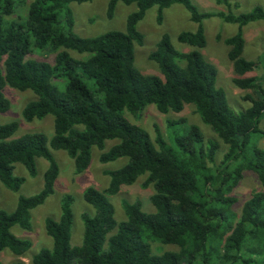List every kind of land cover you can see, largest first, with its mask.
<instances>
[{
	"label": "trees",
	"instance_id": "16d2710c",
	"mask_svg": "<svg viewBox=\"0 0 264 264\" xmlns=\"http://www.w3.org/2000/svg\"><path fill=\"white\" fill-rule=\"evenodd\" d=\"M86 1L31 0L21 21L20 15L9 19L16 11V0H0V112L9 108L3 94L5 84L29 89L36 99L26 103L23 118L30 121L51 114L54 127L50 139L42 132L13 138L17 122L0 124V183L17 190L23 178L13 175L14 163L35 175L36 158L48 162L39 192L19 196L13 211L0 209V251L9 248L15 256H22L31 246L10 228L16 224L30 229L31 210L54 190L59 165L49 146L65 150L75 171H81L90 162L92 146L102 150L106 139L117 138L100 159L126 157L128 161L107 172L111 180L104 190H84V200L95 214H81V245L70 244L73 198L66 194L60 217L45 218L52 246L32 255L31 264H264V149L249 144L253 134L264 138L259 126L264 116V61L261 64L260 59L248 60L242 55V28L264 19V2L234 15L199 11L191 0H108V17L119 1L136 5L127 16L125 31L81 37L73 32L68 4ZM215 1L231 5L228 0ZM174 3L183 5L196 24L195 30L177 35L187 45L205 46L202 22L206 18L218 16L238 25L224 43L229 46L233 84L250 91L243 95L250 101L243 111L234 112L223 89L215 85L214 65L196 49L176 50L166 33L149 54L161 76L143 74L134 66V44L143 42L138 21L147 9L157 6V21L161 22L163 10ZM33 49L46 50L52 58H28ZM71 50L79 56H73ZM260 69L259 75H248ZM51 80L63 81V86L59 88ZM147 104H154L160 113L180 112L185 104H192L202 122L228 146L221 161L215 162L219 144L205 140L194 124L173 135L172 144L157 128L151 140L146 130L124 116L125 111L136 113ZM244 170L257 176L261 189L252 192L236 213L231 192ZM141 175H146L143 186H153L149 200L155 211H143L139 201H123L126 218L117 222L107 195ZM152 242L176 249L156 252ZM12 264L25 263L18 259Z\"/></svg>",
	"mask_w": 264,
	"mask_h": 264
},
{
	"label": "rangeland",
	"instance_id": "374dc122",
	"mask_svg": "<svg viewBox=\"0 0 264 264\" xmlns=\"http://www.w3.org/2000/svg\"><path fill=\"white\" fill-rule=\"evenodd\" d=\"M31 0H16V11L9 19L21 16L23 21L26 17L27 4ZM231 5L225 6L217 4L215 0H191L199 11L232 13L238 15L251 10L257 5H262L264 0H228ZM108 0H89L86 2H71L68 4L73 17V32L81 37H93L107 31L118 30L125 31L126 19L128 14L136 10L134 3L125 4L121 1L117 2L113 15L107 16ZM203 29L206 44L202 48H196L177 40V35L181 31H193L196 24L191 21L189 12L183 5L174 3L163 10L161 22L157 21V6H152L146 10L145 15L137 23V30L143 34L142 44H134V66L143 74L159 75L158 64L149 59V54L156 47L157 42L163 34H168L173 47L181 52L190 50H198L206 61L210 62L216 68L215 85L223 89L227 103L234 112H241L250 105V101L243 98L245 92L236 87L232 82L234 71L232 64L228 59L227 52L229 46L224 43V39L235 34L238 30L236 23L227 22L221 17L212 16L203 20ZM244 38V48L242 55L248 60L260 59L261 64L264 61V19L247 23L242 28ZM73 56H79L75 51H70ZM81 56H85L81 55ZM43 57L50 60L52 54L48 51L33 49L28 58ZM179 65H184L183 61H177ZM260 70L248 72V75H259ZM51 82L58 87L63 86V81L56 84L54 80ZM264 89V81L261 83ZM3 94L9 102V108L0 112V124L16 121L17 129L11 137L16 138L25 133L42 132L48 139L53 135V116L48 114L42 118H34L30 121L22 116V110L26 103L36 99L33 91L18 90L5 84ZM124 116L132 123L142 127L149 134L151 140L155 139V129L157 128L164 139L172 144V136L181 134L190 125H197L205 140H214L219 144V148L215 155V162L218 164L225 151L227 145L219 139L210 127L204 124L200 116L195 112L192 104H185L180 112L168 111L160 113L154 104H147L143 109L136 113L124 112ZM171 124V125H170ZM259 126L264 129V116L261 118ZM118 142L117 138L106 139L102 150L96 146L91 147L90 162L87 167L81 171H75L73 159L65 150L53 149L49 146V150L53 153L58 165L59 174L54 183L53 192L45 199V201L31 210V227L23 229L18 225H13L11 232L21 239H27L31 242L30 248L22 255L15 256L9 248L0 251V264H12L20 259L25 264H31V257L42 248H50L52 239L45 230V218L51 217L58 219L61 213V201L66 194L71 195V210L73 214V222L71 226L70 244L72 246L81 245L83 238L84 224L81 218L82 213L94 215V207L84 200L83 192L89 187L97 190H104L109 186L110 170L122 167L128 159L120 157L115 160L103 162L100 159L102 152L108 151L109 148ZM250 145H256L264 149V138L257 134L251 136ZM36 173L30 175L27 169L19 162L14 163L13 175L22 177L23 182L17 190H11L0 183V209L5 211H13L19 196H29L39 192L43 186V174L47 168L48 162L41 157L35 160ZM146 175H141L137 180L128 185H121L119 191L115 194H108V199L113 205L114 218L120 222L126 218L122 202L139 201L141 209L145 212H154L155 208L149 200L154 189L152 184L143 186ZM261 184L257 176L248 170H244L242 178L233 188L231 195L236 198L232 209L238 213L244 201L252 192L260 190ZM152 248L156 252L168 249H176L173 245H164L159 242H152Z\"/></svg>",
	"mask_w": 264,
	"mask_h": 264
}]
</instances>
